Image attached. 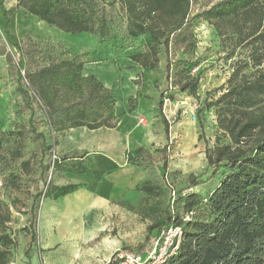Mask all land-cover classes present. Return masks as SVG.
Wrapping results in <instances>:
<instances>
[{
	"label": "rangeland",
	"instance_id": "374dc122",
	"mask_svg": "<svg viewBox=\"0 0 264 264\" xmlns=\"http://www.w3.org/2000/svg\"><path fill=\"white\" fill-rule=\"evenodd\" d=\"M217 1L197 0L194 14ZM115 10L112 34L104 40L34 22L31 34L15 38L18 44H29L31 37L46 59L78 55L88 67H97L94 73L113 86L119 101L141 92L133 110L128 100L118 104L124 115L115 130L127 145L109 172L126 177L118 179L122 186L109 197L103 195V180L94 188L84 184L81 195L53 199L47 194L48 185L82 181L77 166L89 170L99 150H73V142L87 130L54 131L43 106L26 105L18 91V74L10 78L0 73V215L18 242L9 264L33 259L38 264H108L119 250H145L156 232L150 227L182 212L175 203L179 194L189 190L207 195L220 182V176L210 178L207 151L232 140L219 128L217 108L208 102L230 87L231 80L234 85L253 80L264 67V47L245 41L230 21L220 33L212 22L192 19L186 38L176 35L168 54L161 46L157 67L144 68L130 56L145 51L149 34L126 36L119 3ZM12 46L16 68L25 74L19 48ZM196 78V94L183 90ZM254 109L264 111V95ZM23 124L27 130L21 138ZM193 179L207 181L190 188ZM143 184L151 185L153 192L142 189Z\"/></svg>",
	"mask_w": 264,
	"mask_h": 264
},
{
	"label": "trees",
	"instance_id": "16d2710c",
	"mask_svg": "<svg viewBox=\"0 0 264 264\" xmlns=\"http://www.w3.org/2000/svg\"><path fill=\"white\" fill-rule=\"evenodd\" d=\"M196 1L18 0L17 8L65 32H87L104 40L112 34L119 3L126 17V36L149 34L145 51L130 56L144 68L157 67L161 46L168 54L176 35L186 38L192 19L212 22L220 33L224 22L230 21L245 41L264 47V0H218L194 14ZM8 35L19 48V66L25 68L24 75L18 71V91L28 107L36 103L46 109L54 131L114 128L120 123L124 114L116 113L118 94L95 74H85V62L78 55L46 59L31 37L29 44H18L12 34ZM171 64L169 60L168 73ZM198 82L196 78L184 84L183 90L196 94ZM230 82V87L208 102L217 108L219 128L232 140V144L207 151L208 165L213 169L210 178L220 176V182L207 195L189 190L179 194L175 203L182 206V212L171 213L168 219L150 227V232L156 229L157 233L165 225L183 226L179 251L170 264H264V111L254 109L264 95V67L253 80L235 85ZM140 97V91L129 97L131 110ZM161 116L169 131L162 111ZM26 130L25 124L19 127L21 138ZM76 169L86 171L84 166ZM206 181L193 179L190 188ZM79 187L74 183L51 184L47 194L58 199ZM141 187L149 193L154 190L149 184ZM186 214H190L188 221L183 219ZM5 222L0 215V264H9L18 247Z\"/></svg>",
	"mask_w": 264,
	"mask_h": 264
},
{
	"label": "crops",
	"instance_id": "0c3cea01",
	"mask_svg": "<svg viewBox=\"0 0 264 264\" xmlns=\"http://www.w3.org/2000/svg\"><path fill=\"white\" fill-rule=\"evenodd\" d=\"M17 2L18 0H0V73L6 74V77L11 76L10 78L17 76L18 69L16 68V65L14 63L15 52L12 50V40L9 37L8 32L12 34L16 39H19L24 35L32 33L34 29L31 28L30 23L34 22L35 25H37L38 23V25L40 26H43V23H45L39 21L37 17L26 12L24 8H17ZM7 24L8 29H6ZM96 69L97 67L90 68L85 65L84 73L95 74L94 72ZM98 70V72H102L100 68H98ZM95 75L102 80L97 72ZM6 77L5 79H8ZM105 85L108 87H113L112 85L109 86L107 83H105ZM128 99L125 97L124 101H119L117 103V113L124 114V111H118V104L120 102H127ZM118 125L114 128L101 127L93 130L86 127H79L85 128L87 131L81 133L82 135L78 137L75 142H73L72 149L77 151H89L92 149H96L99 150V154L93 160L89 170L86 169L85 172L77 171L82 181L72 180L71 182H69L80 185V187L73 193H70V195H81L80 191L85 187L83 186L84 184L87 183L88 187L94 188L100 183L101 180H103V195L106 197H109L111 193L122 186L121 184H118L117 181L118 179H121V177H126V173L124 175H121L116 171H112L113 173L109 172L118 163L121 148L127 145L124 136L120 135V133L115 130ZM94 167L98 168L100 171L96 172L95 170H93ZM128 180L129 178L126 180V184L128 183ZM43 208L45 210L46 206ZM22 264H38V262H35L33 259L30 263Z\"/></svg>",
	"mask_w": 264,
	"mask_h": 264
},
{
	"label": "built area",
	"instance_id": "2783aa9c",
	"mask_svg": "<svg viewBox=\"0 0 264 264\" xmlns=\"http://www.w3.org/2000/svg\"><path fill=\"white\" fill-rule=\"evenodd\" d=\"M54 160L60 161L59 156L54 155ZM183 219L190 220V214H186ZM183 234L182 225H165L154 234L145 250H119L114 260L112 257L109 259L108 264H170L179 251Z\"/></svg>",
	"mask_w": 264,
	"mask_h": 264
}]
</instances>
